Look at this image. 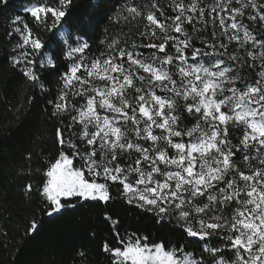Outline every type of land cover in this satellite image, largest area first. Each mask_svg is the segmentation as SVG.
<instances>
[{"label":"snow or ice","instance_id":"snow-or-ice-1","mask_svg":"<svg viewBox=\"0 0 264 264\" xmlns=\"http://www.w3.org/2000/svg\"><path fill=\"white\" fill-rule=\"evenodd\" d=\"M22 8L32 24L15 16L7 62L47 97L56 152L38 153L35 182L33 151L24 156L21 191L38 207L16 243L36 239L37 212L120 200L176 238L122 232L105 212L110 264H264V0H123L109 18L127 31L91 55L83 36L106 0L72 19L73 0ZM58 54L65 70L49 82Z\"/></svg>","mask_w":264,"mask_h":264},{"label":"trees","instance_id":"trees-1","mask_svg":"<svg viewBox=\"0 0 264 264\" xmlns=\"http://www.w3.org/2000/svg\"><path fill=\"white\" fill-rule=\"evenodd\" d=\"M91 0H73L74 8L68 19L86 12ZM123 0H106L107 8L97 12L92 17V27L88 30L87 39L91 52L104 50L100 43L127 31L123 23L117 25L109 17L110 9L119 6ZM27 0H8V6L0 4V227L8 233L0 236V264H82L77 255L79 251L87 253L86 264H110L109 257L102 251L101 244L109 234V225L104 221L105 212L119 217L120 230L141 231L153 238H176V233L167 224H157L151 214L141 212L120 200H113L105 206L102 202H85L76 209L64 211L62 216L52 218L35 213L44 221L35 240L24 245H18L16 240L24 231L26 218L34 214L38 207V198L33 193V200L27 201L21 191L30 178L20 174L21 165L25 163L24 156L33 151V182L39 179L34 170L44 163L38 153L55 154L56 146L52 141L53 123L48 120L45 108L49 107L38 90L29 88L21 74L11 68L7 62V52L10 48L9 36L13 20L20 15L32 24L31 18L24 12L22 6ZM45 39H51L49 48L60 50V41L53 33L42 32ZM75 38V37H74ZM14 39V38H13ZM56 72L43 73V78L54 81L55 75L65 70V61L58 54ZM53 93L55 91L54 85ZM35 96L32 103L29 97ZM95 233V236H92ZM194 239V238H190ZM193 247H196L194 244Z\"/></svg>","mask_w":264,"mask_h":264}]
</instances>
